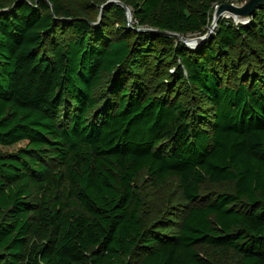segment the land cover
Masks as SVG:
<instances>
[{"label": "trees", "instance_id": "trees-1", "mask_svg": "<svg viewBox=\"0 0 264 264\" xmlns=\"http://www.w3.org/2000/svg\"><path fill=\"white\" fill-rule=\"evenodd\" d=\"M6 1L0 264H217L201 246L264 264V8L248 24L220 21L192 49L178 36L205 35L225 0H137L133 19L158 33L116 40L106 30L126 18L119 6L96 29L71 0ZM155 67H169L158 95L140 84ZM180 85L202 113L175 99ZM142 174L157 188L177 181L181 217L145 222ZM208 184L230 189L204 194Z\"/></svg>", "mask_w": 264, "mask_h": 264}, {"label": "rangeland", "instance_id": "rangeland-1", "mask_svg": "<svg viewBox=\"0 0 264 264\" xmlns=\"http://www.w3.org/2000/svg\"><path fill=\"white\" fill-rule=\"evenodd\" d=\"M137 0H99V4L95 3L93 0H71V3H73L79 10L80 13H78V18H88L91 20L90 22L96 29L105 28L104 24H108L107 17L110 12V9L108 7H112L113 5L119 6L122 9L126 10V18L124 20L118 18L109 20L110 26L109 29H107V36L112 37V39L116 40L119 38H126L130 37L128 34L130 31H134V33H140V34H149L152 32L158 33L156 29H153L149 25L140 26L137 21L133 19V3ZM6 0H0V3H5ZM223 4L233 5L236 7L242 6V0H225L223 2H216L214 3L213 7L215 9ZM6 6H10V3H5ZM214 9V11H215ZM130 11V13L128 12ZM84 14V15H83ZM113 14V13H112ZM253 16L249 18H239L238 21L235 19L234 16L231 15H224L218 22L217 27L220 25V21L225 22H232L235 26H240L243 24H248ZM123 27H126L127 32L123 30ZM217 27L213 31V33L216 31ZM212 33V34H213ZM169 37H174L170 33H165ZM207 34V33H206ZM204 35H198V36H190V37H184L187 40H194L198 38H203ZM131 41V39H130ZM182 43H184L182 40L179 39ZM185 44V43H184ZM187 45V44H186ZM188 46V45H187ZM154 52H151V48L149 47L147 51L152 53V56L149 59V64L152 66H156V60L159 59L162 55L160 54V48L161 44L159 42H156L153 46ZM192 49L197 48L196 46H188ZM163 57V56H162ZM165 61V58L162 59ZM240 63V62H239ZM242 63H240L238 66H240ZM159 67L150 68V70H146V78L145 80L140 83L142 87H146L147 92L154 93L155 95L160 94L165 90V87H163L162 82L167 81V72L169 71V67L161 68ZM155 71V72H154ZM147 80V85H145V81ZM230 80V78L228 79ZM111 81V78L109 76H106L104 78L103 84L96 89V95L98 97V110L100 108L104 107V104L108 102L109 97L111 96L112 90L110 89L111 86L109 85ZM125 86L127 89H132L134 81L132 80H125ZM233 83V82H232ZM155 89V91H153ZM114 92V91H113ZM104 93V95H103ZM173 95V93H172ZM175 95V99H178L179 101H183L187 106L191 108H196L200 113H202L201 109H204V104H206L197 94V91L189 86H179L178 92ZM106 96V97H105ZM106 106V105H105ZM207 106V104H206ZM24 146L23 144H20L17 146V148H20ZM11 151L12 149H8ZM136 185L138 187V190L140 194L142 195L144 201H145V209L143 212V218L146 223H149V225H157L158 222L166 220V219H172V217H181L182 213V200H181V191L179 188V185L177 181L170 180L167 185L163 187L157 188L154 184V182L148 178L145 174H142L136 181ZM230 189V186L228 184L224 185H212L208 184L204 188V194L207 193H222L224 191H227ZM175 219V218H174ZM166 224H168L166 220ZM169 231V229L167 230ZM198 250L209 256L215 263L217 264H237L239 262V256L233 252H217L212 250L209 247H199Z\"/></svg>", "mask_w": 264, "mask_h": 264}, {"label": "water", "instance_id": "water-1", "mask_svg": "<svg viewBox=\"0 0 264 264\" xmlns=\"http://www.w3.org/2000/svg\"><path fill=\"white\" fill-rule=\"evenodd\" d=\"M264 8V0H242V6L236 7L233 5L223 4L218 6L213 14V21L212 24L207 32V34L204 35L203 38H198L194 40H187L184 37H179L180 40H182L185 44L188 46H196L198 47L200 44H202L207 38H209L215 28L218 25L219 20L226 14H230L232 16L238 17V18H249L255 14L256 11ZM220 11V15L218 17L215 16L216 12ZM130 13V11H128Z\"/></svg>", "mask_w": 264, "mask_h": 264}, {"label": "bare ground", "instance_id": "bare-ground-1", "mask_svg": "<svg viewBox=\"0 0 264 264\" xmlns=\"http://www.w3.org/2000/svg\"><path fill=\"white\" fill-rule=\"evenodd\" d=\"M220 14H221L220 11H217L216 14H215V16L218 17ZM228 15H230V14H228ZM231 16H232V15H231ZM234 17H235V16H234ZM235 19L238 21L239 18H238V17H235Z\"/></svg>", "mask_w": 264, "mask_h": 264}]
</instances>
